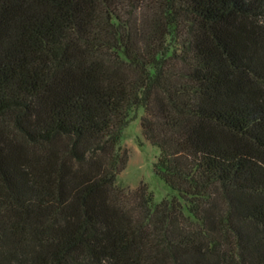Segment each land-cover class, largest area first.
<instances>
[{
  "label": "trees",
  "instance_id": "1",
  "mask_svg": "<svg viewBox=\"0 0 264 264\" xmlns=\"http://www.w3.org/2000/svg\"><path fill=\"white\" fill-rule=\"evenodd\" d=\"M0 264H264V0H0Z\"/></svg>",
  "mask_w": 264,
  "mask_h": 264
},
{
  "label": "rangeland",
  "instance_id": "2",
  "mask_svg": "<svg viewBox=\"0 0 264 264\" xmlns=\"http://www.w3.org/2000/svg\"><path fill=\"white\" fill-rule=\"evenodd\" d=\"M142 113L141 107L131 113L133 116L122 129L119 145L127 150L128 160L125 168L118 173L116 184L134 188L144 183L156 203L164 197L178 196V194L153 170L158 149L141 134L140 116Z\"/></svg>",
  "mask_w": 264,
  "mask_h": 264
}]
</instances>
